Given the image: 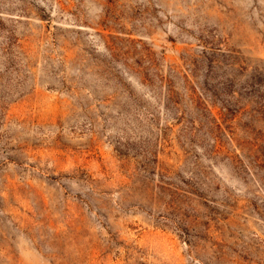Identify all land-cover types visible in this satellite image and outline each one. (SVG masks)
<instances>
[{"label":"rangeland","instance_id":"1","mask_svg":"<svg viewBox=\"0 0 264 264\" xmlns=\"http://www.w3.org/2000/svg\"><path fill=\"white\" fill-rule=\"evenodd\" d=\"M0 264H264V0H0Z\"/></svg>","mask_w":264,"mask_h":264}]
</instances>
